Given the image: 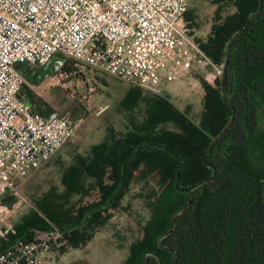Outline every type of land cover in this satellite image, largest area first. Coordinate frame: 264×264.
Masks as SVG:
<instances>
[{
  "label": "trees",
  "instance_id": "obj_1",
  "mask_svg": "<svg viewBox=\"0 0 264 264\" xmlns=\"http://www.w3.org/2000/svg\"><path fill=\"white\" fill-rule=\"evenodd\" d=\"M210 2L201 48L216 66L226 65L213 83L201 80V114L132 87L124 107L144 102L143 120L116 137L109 129L87 154H76L62 169L61 189L51 185L31 199L34 208L0 250L49 223L68 231V247L85 245L124 207L134 182L149 217L123 264H264V0ZM184 17L192 20V11ZM55 56L44 72L60 65L73 73L74 61ZM34 108L45 117L54 112L41 101ZM93 191L97 197L83 202Z\"/></svg>",
  "mask_w": 264,
  "mask_h": 264
},
{
  "label": "built area",
  "instance_id": "obj_2",
  "mask_svg": "<svg viewBox=\"0 0 264 264\" xmlns=\"http://www.w3.org/2000/svg\"><path fill=\"white\" fill-rule=\"evenodd\" d=\"M190 4V0H0V240L15 235L19 215L34 208L17 179L26 180L54 156L81 122L62 109L45 117L25 101L26 80L20 67H45L61 55L157 96L162 95L161 83L184 78L192 85L195 59L201 68L212 66L221 75L222 67L201 48L204 39L195 37L184 20ZM78 72L56 65L54 79L62 82ZM49 224L29 230L0 250V264H57L68 231Z\"/></svg>",
  "mask_w": 264,
  "mask_h": 264
},
{
  "label": "rangeland",
  "instance_id": "obj_3",
  "mask_svg": "<svg viewBox=\"0 0 264 264\" xmlns=\"http://www.w3.org/2000/svg\"><path fill=\"white\" fill-rule=\"evenodd\" d=\"M190 1L188 10L192 11V20L186 17L184 20L195 37L203 38L208 33L215 6L210 0ZM193 64L192 85L188 84V80L179 78L173 82L161 83L160 91L161 97L180 110L187 109L189 115L196 118L202 112L204 89L201 80L211 84L221 75L212 66L201 68L196 59ZM34 68L38 76L34 75L27 80L31 85L27 88L32 92L34 88L38 93L39 96L34 95L35 103L41 100L53 111L62 109L72 117L79 118L81 122L54 157L42 164L26 180L23 181L21 177L17 179L16 184H20L21 191L30 201L48 190L51 185H57L61 189L59 177L62 169L73 161L74 155L87 154L91 144L105 139L109 129L116 137L126 131L132 121L140 122L145 116L144 102L135 105L133 109L124 107L133 98L131 88L134 86L119 77L75 64L72 71L79 70L77 74L68 76L62 82H56L53 70L55 67L48 72H44L42 67ZM141 94L145 97L152 96L142 91ZM26 98L24 95V99ZM140 190L141 184L133 182L131 194L123 199L122 206L126 209L123 207L111 211L112 217L94 230L85 245L73 248L63 246L57 252V264H123L129 245L142 234L140 223H144L149 217L146 199L138 195ZM96 197L97 193L93 191L82 199L83 202H89ZM29 211L30 209H26L19 215L17 225Z\"/></svg>",
  "mask_w": 264,
  "mask_h": 264
},
{
  "label": "crops",
  "instance_id": "obj_4",
  "mask_svg": "<svg viewBox=\"0 0 264 264\" xmlns=\"http://www.w3.org/2000/svg\"><path fill=\"white\" fill-rule=\"evenodd\" d=\"M199 35V34H198ZM199 39H204L206 36H204L203 38H201V37H199V36H197ZM194 65V64H193ZM195 66V65H194ZM20 70H21V72L23 73V75H24V77H25V80H26V87H31V85L27 82V80L28 79H30L31 77H33L35 74H36V72H35V68L33 67V66H28V65H22L21 67H20ZM54 71H55V68H54ZM32 90H33V93H34V95L36 96V95H38V93L34 90V88H32ZM25 91V93H24V95L26 96V90H24ZM39 96V95H38ZM25 101H28V102H30L29 101V99H28V97L26 98V100ZM33 101H34V105H38V103H40V101H38V103L36 104L35 103V100H34V98H33ZM48 100H46V102H47ZM42 102V101H41ZM42 105V104H41ZM102 141V140H101ZM101 141H99V142H101ZM67 142V141H66ZM65 142V143H66ZM99 142H97V143H99ZM64 143V144H65ZM97 143H93V144H91V146H90V148L94 145V144H97ZM63 144V145H64ZM63 145H62V147H63ZM61 147V148H62ZM89 148V149H90ZM60 150V149H59ZM59 150L56 152V154L59 152ZM79 154V153H78ZM54 156H55V154H54ZM53 156V157H54ZM75 156V155H74Z\"/></svg>",
  "mask_w": 264,
  "mask_h": 264
},
{
  "label": "water",
  "instance_id": "obj_5",
  "mask_svg": "<svg viewBox=\"0 0 264 264\" xmlns=\"http://www.w3.org/2000/svg\"><path fill=\"white\" fill-rule=\"evenodd\" d=\"M227 56H228V53H227ZM227 56H226V59H227ZM55 58H58V56H55ZM225 65H226V62H225V64L223 65V67H222V72H224L225 71ZM22 93H23V90H20V92H19V96H21L22 95ZM27 103V102H26ZM54 115H52L51 117H53ZM225 129V128H224ZM223 129V130H224Z\"/></svg>",
  "mask_w": 264,
  "mask_h": 264
}]
</instances>
